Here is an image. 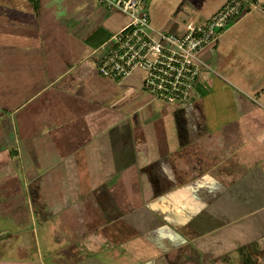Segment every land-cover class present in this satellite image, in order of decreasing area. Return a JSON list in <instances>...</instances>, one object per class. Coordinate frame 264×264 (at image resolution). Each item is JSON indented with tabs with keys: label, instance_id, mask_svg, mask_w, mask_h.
Segmentation results:
<instances>
[{
	"label": "crops",
	"instance_id": "obj_1",
	"mask_svg": "<svg viewBox=\"0 0 264 264\" xmlns=\"http://www.w3.org/2000/svg\"><path fill=\"white\" fill-rule=\"evenodd\" d=\"M95 1L0 0V114L14 134L0 146V216L21 229L49 209L70 233L68 207L92 195L106 220L122 219V181L133 201L122 217L136 233L120 253L102 232L84 234L75 264H167V244L193 232L218 242L203 264H241L237 251L264 239V0H242L179 107L68 63L96 64L94 50L128 21ZM153 4L157 28L177 27L176 8Z\"/></svg>",
	"mask_w": 264,
	"mask_h": 264
},
{
	"label": "rangeland",
	"instance_id": "obj_2",
	"mask_svg": "<svg viewBox=\"0 0 264 264\" xmlns=\"http://www.w3.org/2000/svg\"><path fill=\"white\" fill-rule=\"evenodd\" d=\"M154 1L155 0H148L150 15H152L153 18L152 20H154L155 17L154 10L152 9H156V6L153 4ZM189 1L192 4L191 6L186 3V0H165L166 4L170 6L169 10L176 8V15L170 18L178 24L177 27L173 29L166 28V30L169 32L181 33L183 31V26L181 24L182 20L196 23L207 16L211 8L215 7L222 0ZM95 2L100 4L98 0ZM246 4L247 2L243 3L244 7H246ZM154 26L157 27L156 25ZM71 29V27H68L64 36L74 44H81V42L78 43L79 40L76 39V37L70 35L71 31L69 32V30ZM78 57L80 58V55L75 56L73 59L71 58L68 63L77 66V70H83L89 67L93 69L96 68V64H93L88 59L78 63ZM213 72L220 75L214 67ZM131 80V78L126 79L121 82V84L134 88L142 87L140 77H136L135 81ZM175 106L179 107V105ZM2 115L3 114H0V146L6 143L8 147L10 146V140L13 139L14 134L12 130H8L10 126L7 120L3 119ZM118 182L120 184V180ZM113 184V181H111L109 187L115 191L116 187H114ZM121 186L122 190L119 193L114 192V196L118 201L119 212L122 219L114 221L106 220L107 217L102 216L103 212L99 209L100 207L95 196L84 195L77 201L71 203L66 211L69 217H71L72 222V225L69 227L70 233L64 226V217L62 219L61 214L54 213L51 210L48 211L49 209L47 208H45L47 210L43 212V214L41 213L40 219L37 218V220H34L35 222L33 221V224L21 229L17 228V226H13L12 224L14 222L8 216H0V232L1 229L6 227L5 229L8 228L9 233L8 239L5 242L7 244L0 249V259L33 260L40 264H75L81 260V254L76 241L77 238L96 230L102 232L107 239H110L112 243L119 246L118 253H120V251L125 248L128 239L132 237V233H136L122 217L124 213L130 210V205L133 201L129 200L128 193L126 194L123 192L122 181ZM146 197V195H143L142 199L145 200ZM114 212H116V210L114 211L113 209L111 213ZM198 236L200 235L194 232L184 235L180 234L183 241L180 243H168L164 250L165 262H167V264L205 263V261H207L205 259H208L207 257H209V255L211 256L207 247L215 245L218 242L198 240ZM2 238L5 239V236L0 234V239ZM237 255H243L241 256L242 258H239L241 264H264V239L249 243L248 246L245 245L243 249L237 251Z\"/></svg>",
	"mask_w": 264,
	"mask_h": 264
},
{
	"label": "built area",
	"instance_id": "obj_3",
	"mask_svg": "<svg viewBox=\"0 0 264 264\" xmlns=\"http://www.w3.org/2000/svg\"><path fill=\"white\" fill-rule=\"evenodd\" d=\"M98 1L128 21L94 50L97 72L116 83L140 77L151 101L171 106L190 101L202 71L210 69L201 52L243 13L242 0H227L213 15L184 21L183 31L174 33L153 25L147 0Z\"/></svg>",
	"mask_w": 264,
	"mask_h": 264
},
{
	"label": "trees",
	"instance_id": "obj_4",
	"mask_svg": "<svg viewBox=\"0 0 264 264\" xmlns=\"http://www.w3.org/2000/svg\"><path fill=\"white\" fill-rule=\"evenodd\" d=\"M107 38H108V37H107ZM107 38H106V39H107Z\"/></svg>",
	"mask_w": 264,
	"mask_h": 264
}]
</instances>
